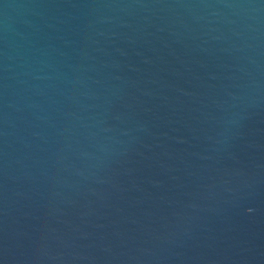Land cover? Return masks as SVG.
I'll return each instance as SVG.
<instances>
[{
	"label": "water",
	"instance_id": "water-1",
	"mask_svg": "<svg viewBox=\"0 0 264 264\" xmlns=\"http://www.w3.org/2000/svg\"><path fill=\"white\" fill-rule=\"evenodd\" d=\"M0 264H264V0H0Z\"/></svg>",
	"mask_w": 264,
	"mask_h": 264
}]
</instances>
